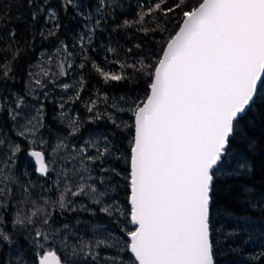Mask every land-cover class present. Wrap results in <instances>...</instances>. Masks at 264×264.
<instances>
[{
	"label": "snow or ice",
	"instance_id": "6c2138e0",
	"mask_svg": "<svg viewBox=\"0 0 264 264\" xmlns=\"http://www.w3.org/2000/svg\"><path fill=\"white\" fill-rule=\"evenodd\" d=\"M23 2L0 6V264H219L228 253L240 264H264V226L244 218L228 229L214 219L218 186L247 173L258 148L249 132L253 113L264 111V0H137L134 18L116 28L160 34V51L132 63V48L124 59L103 58L120 72L88 54L97 33L115 21L120 0H59V8L52 0H26L30 27L43 19L26 47L8 28L12 8ZM69 10L85 23L74 38L60 40L61 15ZM37 37L56 43L41 49L24 86L12 91ZM89 67L105 84L144 77L145 95L97 90L83 99ZM57 89L71 94L53 99ZM77 102L83 117L71 107ZM49 103L58 130L46 122ZM124 113L130 122L120 118ZM101 121L128 132L126 156L114 143L117 132L86 127ZM237 144L244 150L233 151ZM21 153L45 183L17 168ZM121 179L127 208L118 199ZM249 193V207L264 210L254 187L243 189L246 200ZM97 212L116 228L66 222L69 214Z\"/></svg>",
	"mask_w": 264,
	"mask_h": 264
},
{
	"label": "trees",
	"instance_id": "16d2710c",
	"mask_svg": "<svg viewBox=\"0 0 264 264\" xmlns=\"http://www.w3.org/2000/svg\"><path fill=\"white\" fill-rule=\"evenodd\" d=\"M18 0H0V6H7L8 4H15ZM83 4H89V0H81ZM122 7L118 9L115 13L116 19L115 21L110 20L108 22V26L105 28L104 32H98L96 39L93 44V48L89 49L88 54L94 59L101 67H104L106 70L120 72L121 69L110 63H106L104 61V57L107 56L109 61L116 59H124L126 56V50L132 48V53L127 54V60L129 63L135 62L139 58L144 57L146 54L155 53L159 54L160 51V43L162 41V36L160 34H156L154 36L145 37L142 33L136 31V28H121L117 29L116 25L121 23L124 19H132L135 16L137 0H120ZM189 4H195L196 0H188ZM52 6L59 8V0H52ZM84 11V9H81ZM11 22L8 24V28H15L17 31L16 39L21 41V46L26 47L25 41H28L29 34L35 33L38 31L43 25V19L41 18L39 22L36 23L34 28H31V10L26 7V0L22 3L21 7L17 9L16 7L12 8L11 11ZM61 21L63 27L61 32L59 33V39L63 40L66 37L75 36L76 32L81 29V26L85 23L83 19L80 17H76L71 10H69V14L67 16L61 15ZM146 26L152 27V24L146 22ZM175 25L169 24L168 30L173 31ZM7 29H5L4 35L6 36ZM56 43V39L53 38L48 41H44L41 43L39 37H37L36 41L33 44L34 51L29 49L26 54L20 60L17 72H16V80L13 83L11 88L12 91H15L18 88L23 87V82L26 78L27 68L32 62L36 59L37 54L41 51L42 48H49L52 44ZM142 44L141 49H136L134 45ZM115 48L117 49L116 53L107 52V48ZM80 70L77 69V72ZM85 79L88 81L87 88L83 93V99H87L89 96L95 98L97 90L100 92H107L110 97H120V96H128V95H136L139 97H143L145 95L146 84L144 82L145 78L140 77L139 79H134L131 82H120V83H112L105 84L94 70L90 67L86 68L83 71ZM71 82V81H68ZM2 91V89H0ZM70 93V92H69ZM71 94V93H70ZM73 109L76 112H79L81 116L86 115V111L82 106L81 102H77L72 105ZM53 116L48 113L46 122L52 126L54 130L57 129L56 123L53 121ZM120 118L125 122H130V114L124 113L120 114ZM252 127L249 135L252 137L254 144L258 145L254 151L249 154V163L252 165L251 169L245 173H238L235 177L226 178V183H221L218 186L217 193V205L214 210V219L217 221L218 227H225L231 229L233 226L237 225L235 220L248 218L254 222L264 223V210L260 208H250L249 204L253 202V195L247 194V200L245 195L242 194L243 189L246 186H252L255 189V202L259 203L261 199H264V111H256L253 113L252 117ZM62 127V125H61ZM87 128H99L101 132H117L116 129L112 128L110 125L101 121L98 125H86ZM127 137L128 132H124L120 134L117 132L116 141L117 145L122 149V154L127 155ZM237 149L243 151L242 145H235L233 151ZM31 166L32 173L34 175L35 180L39 181V183L43 184L46 181L44 178L38 177L36 173H34V165L33 163H26ZM122 171L126 169L127 165L122 161H118L116 164ZM120 188L118 194V199L120 203L124 205L125 208L128 207L126 204L127 194L124 190L125 181L120 180ZM82 218L81 221L89 220L90 222H105L110 224L112 227L116 228L115 225L111 224L107 217L103 214L97 212L96 216L80 214ZM76 214H69L67 216V221L72 220V217H75ZM101 221V222H100ZM84 227V226H80ZM131 227V225H129ZM118 232V229H117ZM241 239H235L233 241V246L240 245ZM256 247L252 245L245 249L246 253L250 252L252 248ZM235 254L228 253L226 257H221L219 260V264H240L239 259L234 258ZM247 259V256L245 257Z\"/></svg>",
	"mask_w": 264,
	"mask_h": 264
},
{
	"label": "rangeland",
	"instance_id": "374dc122",
	"mask_svg": "<svg viewBox=\"0 0 264 264\" xmlns=\"http://www.w3.org/2000/svg\"><path fill=\"white\" fill-rule=\"evenodd\" d=\"M38 58V54H37V57H36V59ZM36 59L34 60V61H36ZM33 61V62H34ZM32 62V63H33ZM27 70H28V68H27ZM26 79V78H25ZM62 79H64V78H62ZM25 81V80H24ZM23 86H24V82H23ZM70 93H63L62 92V90H60V89H57L56 90V93L54 94V96H53V99H56V98H58L60 95H65V96H67V95H69ZM56 106H55V104H51V103H49L48 104V113L50 114V115H54V112H53V109L55 108ZM66 107H68L67 105H66ZM45 138H48L47 137V134H45ZM24 143V147L26 148L27 147V144H26V142H23ZM33 163V165H34V162L31 160V158H29V157H27L26 156V154H24V153H21L20 154V156H19V160H18V164H17V168L18 169H26V171H27V173H28V175H29V178L33 181V182H36L37 180H35V178H34V175H33V173H32V170H31V166H29V165H27L26 163ZM233 168H235V163H233ZM34 167H35V165H34ZM244 171L243 170H241V172L240 173H243ZM38 175V174H37ZM39 177V176H38ZM115 194V193H114ZM74 214H76V213H74ZM86 215H89V214H86ZM84 219V218H82L81 217V215L80 214H76V216L75 217H72V220L70 221V223H74L76 220H80L81 221V219ZM244 218H242V219H239V220H243ZM249 220V219H248ZM82 223H81V225H79V226H87V225H94V224H97V223H99V222H97V223H95V222H90L89 220L87 221V220H85V221H81ZM101 222V221H100ZM235 222H237V219L235 220ZM249 223H252V224H255L257 227H261V226H264V223H258V222H254V221H252V220H249ZM101 224H107L108 226H109V228H114V227H112L110 224H108V223H105V222H101ZM249 231H251V229H249Z\"/></svg>",
	"mask_w": 264,
	"mask_h": 264
},
{
	"label": "water",
	"instance_id": "95a60500",
	"mask_svg": "<svg viewBox=\"0 0 264 264\" xmlns=\"http://www.w3.org/2000/svg\"><path fill=\"white\" fill-rule=\"evenodd\" d=\"M34 162V161H33ZM35 165V164H34Z\"/></svg>",
	"mask_w": 264,
	"mask_h": 264
}]
</instances>
